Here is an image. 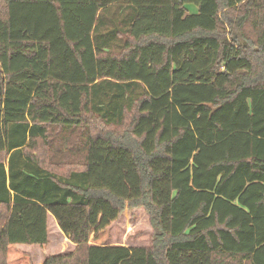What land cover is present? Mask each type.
Wrapping results in <instances>:
<instances>
[{"label": "trees", "instance_id": "16d2710c", "mask_svg": "<svg viewBox=\"0 0 264 264\" xmlns=\"http://www.w3.org/2000/svg\"><path fill=\"white\" fill-rule=\"evenodd\" d=\"M1 153L0 264H264V0H0Z\"/></svg>", "mask_w": 264, "mask_h": 264}, {"label": "rangeland", "instance_id": "374dc122", "mask_svg": "<svg viewBox=\"0 0 264 264\" xmlns=\"http://www.w3.org/2000/svg\"><path fill=\"white\" fill-rule=\"evenodd\" d=\"M186 9L190 14L196 13L197 11L196 6L192 4H187ZM221 20L224 22L223 28L228 31L233 30L232 19L225 17L222 13ZM87 130V128L68 130L61 127H50L46 139L37 140L36 147L31 153H34L37 158H43L39 160L43 168L50 173L65 177L69 172L79 170L78 168L66 167V165L70 163L76 164L74 158H72L74 152L71 150V146H77L80 142V138H82V136H87ZM96 130L94 124L89 125V132H94ZM7 157L8 155L4 153L0 154V160H2L4 164H6ZM78 159L79 162L82 163V159ZM50 234V241L52 243L50 246L52 250H59L63 246L62 241L54 237V231L52 229H50ZM115 234L118 236H112ZM150 234L151 232L147 227V217L141 210L126 212L120 220L109 229V237L111 239L113 237L114 240L115 238H119V242L123 244L128 243L129 245L148 244ZM23 247L30 248L29 246Z\"/></svg>", "mask_w": 264, "mask_h": 264}]
</instances>
